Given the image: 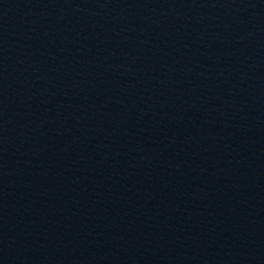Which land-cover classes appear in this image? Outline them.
Masks as SVG:
<instances>
[{"label":"water","instance_id":"obj_1","mask_svg":"<svg viewBox=\"0 0 264 264\" xmlns=\"http://www.w3.org/2000/svg\"><path fill=\"white\" fill-rule=\"evenodd\" d=\"M0 264H264V0H0Z\"/></svg>","mask_w":264,"mask_h":264}]
</instances>
